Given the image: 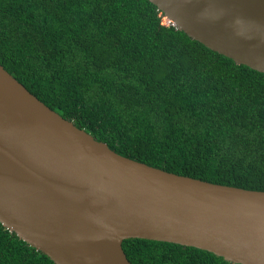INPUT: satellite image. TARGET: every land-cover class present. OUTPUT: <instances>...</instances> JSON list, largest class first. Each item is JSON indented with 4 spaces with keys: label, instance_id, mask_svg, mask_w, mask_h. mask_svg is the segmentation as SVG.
I'll return each instance as SVG.
<instances>
[{
    "label": "trees",
    "instance_id": "1",
    "mask_svg": "<svg viewBox=\"0 0 264 264\" xmlns=\"http://www.w3.org/2000/svg\"><path fill=\"white\" fill-rule=\"evenodd\" d=\"M149 0H0V63L115 152L264 190V73L173 24ZM131 264H240L193 246L122 241ZM0 264H54L0 223Z\"/></svg>",
    "mask_w": 264,
    "mask_h": 264
},
{
    "label": "water",
    "instance_id": "2",
    "mask_svg": "<svg viewBox=\"0 0 264 264\" xmlns=\"http://www.w3.org/2000/svg\"><path fill=\"white\" fill-rule=\"evenodd\" d=\"M209 49L264 73V0H149ZM0 223L54 264H131L122 241L264 264V190L214 183L111 149L0 63Z\"/></svg>",
    "mask_w": 264,
    "mask_h": 264
},
{
    "label": "clouds",
    "instance_id": "3",
    "mask_svg": "<svg viewBox=\"0 0 264 264\" xmlns=\"http://www.w3.org/2000/svg\"><path fill=\"white\" fill-rule=\"evenodd\" d=\"M164 15V14H163ZM162 22L163 23H166V24H168V23H170V24H173L168 18H166L165 16H163V19H162ZM174 25V24H173ZM176 26V25H175ZM177 27V26H176Z\"/></svg>",
    "mask_w": 264,
    "mask_h": 264
}]
</instances>
